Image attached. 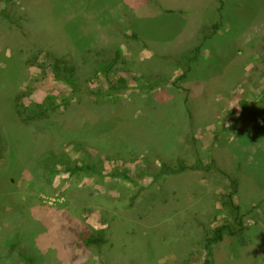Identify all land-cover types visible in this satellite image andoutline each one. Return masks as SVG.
<instances>
[{
  "label": "rangeland",
  "instance_id": "rangeland-1",
  "mask_svg": "<svg viewBox=\"0 0 264 264\" xmlns=\"http://www.w3.org/2000/svg\"><path fill=\"white\" fill-rule=\"evenodd\" d=\"M0 133V264H264V0H0Z\"/></svg>",
  "mask_w": 264,
  "mask_h": 264
},
{
  "label": "trees",
  "instance_id": "trees-1",
  "mask_svg": "<svg viewBox=\"0 0 264 264\" xmlns=\"http://www.w3.org/2000/svg\"><path fill=\"white\" fill-rule=\"evenodd\" d=\"M218 28H219L218 25H213L212 26V34H215L217 32ZM203 34H207V29H203ZM133 36L135 38L137 37L136 34H133ZM209 36L210 35L206 36L205 40L208 39ZM201 48H202V44L200 43L198 46H195L194 48H191L190 50L184 52L178 58H174V57H170V56L166 57L172 63H176L177 61H180L188 67L187 72L185 74H183V76L181 77L182 80L186 79L188 73L190 72V65L197 60L198 55L200 54ZM119 53L120 52H118V54ZM119 57L120 56H116L108 64H104V62H100V61L98 62L97 59L92 60L95 74L97 75L99 73L108 72V68L115 66V64L118 62ZM95 58H98V57H95ZM107 65H108V68L106 67ZM77 72H78L77 68L73 64H70L68 62H63L62 65L57 63L54 66L55 78H57L58 80H65V82H67L71 85L74 84L73 79L76 76ZM58 108H59L58 105L46 108V107H43L42 105H39V104H34V105L27 107L21 103H18L17 114H18V117H19L21 123L24 126H30L35 122L47 119L51 114L55 113L58 110ZM0 134L2 135V133H0ZM1 140L4 142L3 137H1ZM6 150H7V147L5 146L3 148L2 152L6 151ZM157 168H159V167L156 166L155 164H150V166L148 168V171L150 172L149 175H152L151 173L153 171H155ZM185 170H187V167L184 166L183 164H180L178 169H172L168 164H166L164 162L161 165V168H159L160 172H159L158 176L161 177V176L166 175V174H178V173H182ZM233 184L235 186H234L233 192L229 195V205L232 207V209L234 211H236L238 213L240 210V207L235 205V203H234V196L237 192V186H236L237 182L233 181ZM244 230H245L244 227L236 229L233 226H228V225H223V226L215 229L213 237L209 238L207 241L206 250L208 251V256L209 257L213 256L212 247L214 245H216L217 243L222 242L226 236L235 237V236L241 234ZM84 238H85L84 244L86 247H91V246L100 247L103 244H105V242H106L103 231H99L97 234H95V233L94 234L93 233L85 234ZM27 263L28 264H34V259L32 257L27 258ZM205 264H212V261L207 259Z\"/></svg>",
  "mask_w": 264,
  "mask_h": 264
}]
</instances>
